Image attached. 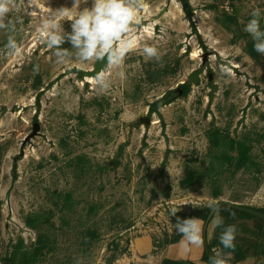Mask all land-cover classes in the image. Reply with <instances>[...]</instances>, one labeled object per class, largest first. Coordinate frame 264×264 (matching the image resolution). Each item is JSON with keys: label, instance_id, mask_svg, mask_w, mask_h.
<instances>
[{"label": "rangeland", "instance_id": "obj_1", "mask_svg": "<svg viewBox=\"0 0 264 264\" xmlns=\"http://www.w3.org/2000/svg\"><path fill=\"white\" fill-rule=\"evenodd\" d=\"M260 1L146 0L102 90L74 70L98 60L80 63L65 43L72 56L58 63L38 31L74 0H16L0 28V264L179 263L177 216L209 211L205 246L209 200L216 232L255 223L238 207L264 215V55L244 30Z\"/></svg>", "mask_w": 264, "mask_h": 264}, {"label": "clouds", "instance_id": "obj_2", "mask_svg": "<svg viewBox=\"0 0 264 264\" xmlns=\"http://www.w3.org/2000/svg\"><path fill=\"white\" fill-rule=\"evenodd\" d=\"M81 3L87 4L88 0H74L71 8L62 7L56 15L42 20L38 31L47 48L53 50L58 63L67 62V59L72 56L69 49L61 47L69 43L71 49L75 50L76 60L80 63L107 57L109 65L119 66L123 63L126 54L134 48L133 29L140 23L141 11L148 8L146 0H92L91 7H84L82 10L80 9ZM29 6L42 7L39 0H29ZM15 7L16 0H0V28L6 27L3 21ZM74 12L75 15H73ZM31 14L36 15L37 13L33 11ZM64 17L72 19L70 32H66L59 23ZM261 18V10L255 9L252 12V19L244 30L251 35L254 50L264 55V30L260 27ZM11 23L12 21L9 20L8 24L11 25ZM6 47L10 50L9 55H19L22 51L21 46L11 37ZM143 52L147 57L159 60L157 48L146 45ZM96 83L102 90L108 87L103 73L98 75ZM208 207L213 211V226L223 225L218 202L209 200ZM176 212L177 209L173 208V215ZM175 228L182 237L179 243L185 251H189L192 246H203L204 224L199 218L177 216ZM236 232L235 225H228L220 233L219 241L224 249H234ZM213 251L215 255L210 257V264H228L231 252L225 253L219 249Z\"/></svg>", "mask_w": 264, "mask_h": 264}, {"label": "crops", "instance_id": "obj_3", "mask_svg": "<svg viewBox=\"0 0 264 264\" xmlns=\"http://www.w3.org/2000/svg\"><path fill=\"white\" fill-rule=\"evenodd\" d=\"M261 10V30H264V0L260 1ZM236 226V238L234 240V249H224L220 244L219 237L221 232H216V227L212 222L206 229V241L211 247L212 252L214 249H219L222 252H231V256L228 260V264H264V231L260 235V230L255 226V223L248 220H237ZM195 249H202V247H195ZM188 251V258L190 251ZM215 255V253H214Z\"/></svg>", "mask_w": 264, "mask_h": 264}, {"label": "trees", "instance_id": "obj_4", "mask_svg": "<svg viewBox=\"0 0 264 264\" xmlns=\"http://www.w3.org/2000/svg\"><path fill=\"white\" fill-rule=\"evenodd\" d=\"M202 40H200L201 42ZM203 45V43H201ZM203 49H205L204 46H202ZM183 90V95L187 94L189 90V86L187 84H184L180 87ZM166 105L164 103L163 99H160L156 102H154L150 106V113L157 112L159 109L163 108ZM13 173H14V180L17 178V164H14L13 167ZM229 210L235 211L233 208L229 207ZM245 218H251L255 221V226L260 230V235L264 231V222L250 214L242 213ZM200 218L206 224L209 221V211L200 213ZM214 253L212 252L211 247L208 244H205L204 248L198 250L195 248H192L190 251V256L188 260H183L179 263H170V264H210V257H212Z\"/></svg>", "mask_w": 264, "mask_h": 264}, {"label": "water", "instance_id": "obj_5", "mask_svg": "<svg viewBox=\"0 0 264 264\" xmlns=\"http://www.w3.org/2000/svg\"><path fill=\"white\" fill-rule=\"evenodd\" d=\"M108 61H107V57H104L103 59H98L96 65H95V70L94 71H85V70H82V69H74V70H77L79 73L83 74L84 77H98V75L100 73H102V71L104 70H107L108 69ZM176 93H178L179 95H182L183 94V90L181 88H178L176 89L175 91ZM237 209H239L240 211H243L247 214H250L262 221H264V215L260 212H257V211H254V210H250V209H244L242 207H238Z\"/></svg>", "mask_w": 264, "mask_h": 264}]
</instances>
